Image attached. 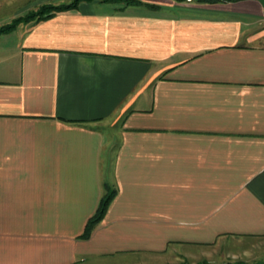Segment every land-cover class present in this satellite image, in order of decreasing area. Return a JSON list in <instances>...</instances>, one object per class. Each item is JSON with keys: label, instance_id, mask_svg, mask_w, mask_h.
<instances>
[{"label": "crops", "instance_id": "crops-1", "mask_svg": "<svg viewBox=\"0 0 264 264\" xmlns=\"http://www.w3.org/2000/svg\"><path fill=\"white\" fill-rule=\"evenodd\" d=\"M140 1L0 34V264L264 255V0Z\"/></svg>", "mask_w": 264, "mask_h": 264}, {"label": "rangeland", "instance_id": "rangeland-1", "mask_svg": "<svg viewBox=\"0 0 264 264\" xmlns=\"http://www.w3.org/2000/svg\"><path fill=\"white\" fill-rule=\"evenodd\" d=\"M72 0H62L59 3H54L56 0H2L0 2V27L6 26L7 23H11L18 18H22L28 13L37 12V10L43 5H58L67 4ZM181 1V0H176ZM40 2V3H39ZM113 3L116 6H125L131 4L140 3V0H111L106 1ZM184 3L190 2V0H183ZM204 249V250H203ZM255 249V248H254ZM258 249V248H256ZM250 250L246 256H233L228 251L221 250L218 246L211 247H188L185 250H181L177 255H173L169 262H163V264H234L236 262H243L246 264H257L264 262V255L261 256L257 250ZM146 259V260H145ZM144 264H155L156 262L151 260L150 257H145Z\"/></svg>", "mask_w": 264, "mask_h": 264}, {"label": "trees", "instance_id": "trees-1", "mask_svg": "<svg viewBox=\"0 0 264 264\" xmlns=\"http://www.w3.org/2000/svg\"><path fill=\"white\" fill-rule=\"evenodd\" d=\"M80 1H82V0H72L70 3H67V4L43 5L37 10V12L28 13L27 15H25L22 18H18L11 23H7L6 26L0 27V34L7 32V31H10L19 22H22V21L27 22L30 20H40V19L47 18L56 12L75 8ZM102 1L106 2V1H111V0H102ZM181 1H183V0H181ZM195 1L213 3V2L224 1V0H195ZM229 1H235V0H229ZM114 194H115L114 189H110V188L106 187V191L102 195V197L100 198L96 212L88 219V221L86 223L85 229L81 235L83 238H88L90 236L92 229L96 225V223H98L103 218V216L106 212V209H107L110 201L112 200ZM234 264H246V263L236 262ZM257 264H264V262L263 263H257Z\"/></svg>", "mask_w": 264, "mask_h": 264}]
</instances>
